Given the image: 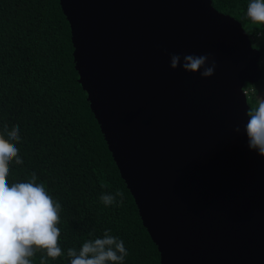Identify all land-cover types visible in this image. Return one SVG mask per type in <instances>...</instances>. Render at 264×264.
Returning a JSON list of instances; mask_svg holds the SVG:
<instances>
[{"label":"water","instance_id":"1","mask_svg":"<svg viewBox=\"0 0 264 264\" xmlns=\"http://www.w3.org/2000/svg\"><path fill=\"white\" fill-rule=\"evenodd\" d=\"M78 83L160 264H264V158L243 127L261 53L211 0H59ZM212 53V77L170 69ZM239 125L241 132L233 133Z\"/></svg>","mask_w":264,"mask_h":264},{"label":"trees","instance_id":"2","mask_svg":"<svg viewBox=\"0 0 264 264\" xmlns=\"http://www.w3.org/2000/svg\"><path fill=\"white\" fill-rule=\"evenodd\" d=\"M211 2L218 12L240 22L261 61L264 40L256 36L264 27L246 19L249 0ZM72 51L59 0H0V130L4 124L9 129L19 125L17 147L23 159L21 165H10L7 179L10 184L27 182L35 172L37 183H44L61 204L60 246L65 253L110 229L125 242V264H160L77 81ZM262 73L264 80V68ZM253 104L248 99L249 107ZM102 181L110 187L101 188ZM117 190L124 193L123 205L105 207L101 194ZM48 264L69 261L65 255Z\"/></svg>","mask_w":264,"mask_h":264},{"label":"clouds","instance_id":"3","mask_svg":"<svg viewBox=\"0 0 264 264\" xmlns=\"http://www.w3.org/2000/svg\"><path fill=\"white\" fill-rule=\"evenodd\" d=\"M246 19L256 26L264 27V0H249L246 5ZM180 66L185 73L199 72L202 79L214 75L217 62L212 53L201 55L172 54L170 69ZM250 92L254 98L253 106L246 112L247 123L243 127L248 148L264 158V96L259 94L255 84L250 83ZM239 125L233 128L239 134ZM19 125L9 129L4 124L0 130V264H48L49 260L67 257L69 264H125L129 255L125 242L105 230L101 237L87 239L82 246L68 248L66 253L60 246L61 204L54 199L44 183H37L35 172L27 182L9 183L10 165L23 164L17 144L21 141ZM101 188H109L107 182H101ZM119 198V199H118ZM105 206L123 205L124 193L120 190L105 192L100 196Z\"/></svg>","mask_w":264,"mask_h":264},{"label":"rangeland","instance_id":"4","mask_svg":"<svg viewBox=\"0 0 264 264\" xmlns=\"http://www.w3.org/2000/svg\"><path fill=\"white\" fill-rule=\"evenodd\" d=\"M260 37L264 40V32H261V33H260ZM252 45H253V46H254V45L256 46V43H253V42H252ZM261 45L264 46V42H262ZM263 50H264V49H263ZM263 55H264V53H263ZM260 65H264V58H263V61L260 62ZM260 68H261V67H260ZM263 68H264V67H263ZM263 68H261V70H262ZM255 86H256V88L258 89L259 94H260L261 96H264V80H261V82L256 83ZM248 93H250L249 96H248V99H249L250 101H251L252 99L254 100V98H253L252 95H251V92L248 91Z\"/></svg>","mask_w":264,"mask_h":264},{"label":"built area","instance_id":"5","mask_svg":"<svg viewBox=\"0 0 264 264\" xmlns=\"http://www.w3.org/2000/svg\"><path fill=\"white\" fill-rule=\"evenodd\" d=\"M256 37H260V33H259ZM261 61H263V59H262ZM261 61H260V62H261ZM248 91H250V89H246V90H245V93H246L247 96H249V94H250V93H248Z\"/></svg>","mask_w":264,"mask_h":264}]
</instances>
